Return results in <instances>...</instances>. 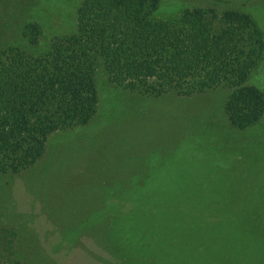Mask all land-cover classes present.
Listing matches in <instances>:
<instances>
[{"label":"rangeland","instance_id":"obj_1","mask_svg":"<svg viewBox=\"0 0 264 264\" xmlns=\"http://www.w3.org/2000/svg\"><path fill=\"white\" fill-rule=\"evenodd\" d=\"M83 1L0 0V49L45 51ZM210 5L249 13L264 35V0H161L156 18ZM97 76L88 126L55 133L33 168L0 172V228L23 264H264V117L234 127L224 87L151 97ZM250 84L264 93V60Z\"/></svg>","mask_w":264,"mask_h":264},{"label":"trees","instance_id":"obj_2","mask_svg":"<svg viewBox=\"0 0 264 264\" xmlns=\"http://www.w3.org/2000/svg\"><path fill=\"white\" fill-rule=\"evenodd\" d=\"M160 5L161 0H84L75 30L53 39L45 51L0 49V172L33 168L55 133L95 119L100 68L117 87L151 97L228 88L226 113L234 127L262 121L264 93L250 81L264 60V35L253 17L210 5L160 20ZM40 33L38 24L23 32L32 48ZM2 232L0 264H23L16 233L6 242Z\"/></svg>","mask_w":264,"mask_h":264}]
</instances>
